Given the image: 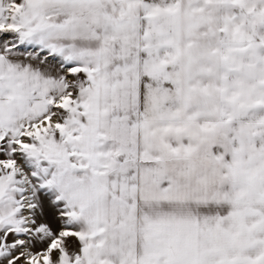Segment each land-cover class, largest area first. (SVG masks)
<instances>
[{
  "label": "snow or ice",
  "instance_id": "1",
  "mask_svg": "<svg viewBox=\"0 0 264 264\" xmlns=\"http://www.w3.org/2000/svg\"><path fill=\"white\" fill-rule=\"evenodd\" d=\"M0 264H264V0H0Z\"/></svg>",
  "mask_w": 264,
  "mask_h": 264
}]
</instances>
